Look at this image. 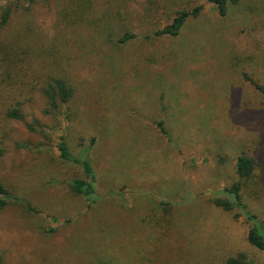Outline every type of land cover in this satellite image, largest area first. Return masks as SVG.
Segmentation results:
<instances>
[{
	"label": "rangeland",
	"instance_id": "rangeland-1",
	"mask_svg": "<svg viewBox=\"0 0 264 264\" xmlns=\"http://www.w3.org/2000/svg\"><path fill=\"white\" fill-rule=\"evenodd\" d=\"M59 1L14 7L0 25V80L6 51L19 58L13 79L30 82L23 118L0 121L11 197L0 264H224L239 253L264 264L250 223L212 202L237 156L252 157L243 201L264 225V95L242 76L264 88V0L231 2L225 15L208 0H94L79 33L57 37ZM197 7L177 35L154 34ZM51 75L74 89L58 113L39 92ZM61 134L76 155L91 144L87 200L70 188L82 173L59 159Z\"/></svg>",
	"mask_w": 264,
	"mask_h": 264
},
{
	"label": "trees",
	"instance_id": "trees-1",
	"mask_svg": "<svg viewBox=\"0 0 264 264\" xmlns=\"http://www.w3.org/2000/svg\"><path fill=\"white\" fill-rule=\"evenodd\" d=\"M36 0H0V25L6 24L11 15L12 9L14 7L22 6L28 9L29 5ZM94 0H60L59 3L62 6V11L58 16V20L55 23L58 35H63L70 29L71 32L79 33L80 27L86 21V15L94 7ZM212 3L215 9L220 15H225L228 11L229 3H236L238 0H208ZM21 2L26 3V5H21ZM200 7L194 8L191 11L179 10L176 12L172 18L171 23L167 24L164 28L156 30L155 35H171L175 36L179 33L180 29L183 27L187 18L191 15H196ZM55 28V29H56ZM134 37V34L125 33L120 37V42L126 41L128 38ZM16 50V49H15ZM1 52V51H0ZM2 60L6 61V66L4 73L1 74L0 80V121L10 119V120H21L23 118L21 112V104L24 100L19 98L22 93L25 92V85H30V82H24L23 79L17 84L13 79V70L18 71V56L15 53H11L10 57L6 51H3ZM9 53V52H8ZM14 65H16L14 67ZM16 73V72H15ZM244 79L249 81L253 88L264 95V88L246 73L242 75ZM11 90V91H10ZM13 92V93H11ZM42 98L45 99L44 112L51 113L55 111L59 112V109L66 105L74 95V89L72 85L68 82L63 75H51L47 77L44 85L40 87L39 90ZM22 97V96H21ZM27 97V96H26ZM48 106V107H47ZM159 132L164 136L169 138V133L163 125L162 121L157 123ZM57 149L58 157L63 163H68L75 165L80 168L82 175L74 176L70 181L69 185L71 190L76 195H80L85 200L90 196L95 195V173L93 166L88 157V151L91 144L87 146V152L85 149H81L79 153L74 154L68 145V142L64 134L59 135L57 142L55 143ZM255 166V161L252 157L240 154L237 156L235 162V180L229 185L221 188L218 191V195L214 196L212 202L217 207L222 208L225 211H232L236 209L238 215H240L250 223V228L247 234V241L254 247L264 251V225L261 220L255 214H252L246 207L243 201V191L242 187L245 182L253 177V170ZM11 198L9 195L8 188L6 185L0 181V210L7 204L8 199ZM19 199V198H15ZM89 201V200H88ZM224 264H251L246 260V256L243 253H239L235 257L227 259Z\"/></svg>",
	"mask_w": 264,
	"mask_h": 264
}]
</instances>
